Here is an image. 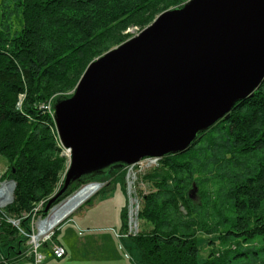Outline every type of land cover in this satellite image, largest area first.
<instances>
[{
    "label": "trees",
    "instance_id": "obj_1",
    "mask_svg": "<svg viewBox=\"0 0 264 264\" xmlns=\"http://www.w3.org/2000/svg\"><path fill=\"white\" fill-rule=\"evenodd\" d=\"M186 1L17 0L23 26L16 33L4 14L0 158L8 165L2 179L16 182L13 202L0 209V252L7 261L22 253L33 261L26 254L31 213L42 200L46 206L65 184L61 174L67 157L53 106L51 111L43 106L70 95L92 61L131 38L130 28L142 30L163 11ZM126 170L116 167L75 181L52 207L89 182L123 187ZM140 179L153 188L142 193L138 211V220L149 228L128 235V208L122 210L121 220L141 264H264V82L253 96L234 105L228 119L200 133L186 151L160 158ZM194 185L198 200L191 197ZM49 211H41L44 218ZM8 215L21 220L26 234L7 221ZM58 232L51 241L58 242ZM202 232L221 245L205 263L198 260ZM255 242L262 245L257 248Z\"/></svg>",
    "mask_w": 264,
    "mask_h": 264
},
{
    "label": "water",
    "instance_id": "obj_2",
    "mask_svg": "<svg viewBox=\"0 0 264 264\" xmlns=\"http://www.w3.org/2000/svg\"><path fill=\"white\" fill-rule=\"evenodd\" d=\"M263 82L264 0H187L163 11L54 102L71 157L45 211L75 181L186 151ZM4 183L13 185L9 205L16 182ZM92 183L101 185L84 186Z\"/></svg>",
    "mask_w": 264,
    "mask_h": 264
},
{
    "label": "rangeland",
    "instance_id": "obj_3",
    "mask_svg": "<svg viewBox=\"0 0 264 264\" xmlns=\"http://www.w3.org/2000/svg\"><path fill=\"white\" fill-rule=\"evenodd\" d=\"M5 13V21L12 28V33L18 32L22 28L23 23L21 7L17 3V0H0V25L4 21ZM140 31L141 30L138 28L132 27L127 32L130 33L132 37ZM66 157L67 164L65 170L61 174V181H64L70 163L69 156ZM145 159L146 160L143 163L127 167L124 179L125 185H123L125 190L120 184H118L116 188H110L109 186L105 187V182H101L103 184L98 190H96L88 199L60 221L55 227L49 230V234L52 236L55 230L57 228L59 229L57 240L68 250V257L63 264H96L95 260L97 264H141L140 252L135 245L133 246L128 235H134L141 230L149 228L145 222L138 220V211L142 204V193H149L153 191V188L146 182H142L140 177L150 171L154 166H158L159 163V161L157 163L154 159ZM7 169V161L0 158V188L3 187L5 181H8L2 179V175ZM84 185H82L77 191H79ZM198 191L199 189L196 187V190L192 193L195 200L199 199ZM72 195H74V193ZM67 199L57 204L54 209ZM9 201L10 200H8L6 204L1 205L0 209H4L8 206L7 204ZM42 202L44 203L41 204ZM45 202V200H42L34 207L33 210H39V213L34 218L31 214L30 226L34 232L33 234H37L38 232H40L39 235L41 234L42 227L39 231L37 222L41 219L49 218L53 213L54 209L49 211L47 217H43L41 211L46 208ZM124 208H128V235H126L122 229L121 213ZM7 218L16 219L10 215H8ZM8 220L9 219H7V221ZM47 233L48 232L45 234ZM40 239L43 241L45 236L41 235ZM210 240H216L215 244ZM231 241L237 245L235 240ZM48 242L51 243L52 241L49 239ZM86 244L87 248L90 250L84 249V245ZM27 245H30V241H28ZM94 245L95 247H92ZM242 245H244V243H242ZM249 245L251 246V244ZM261 245L262 244H259L258 242L253 244V246H256L257 248ZM198 246V260L200 263H205L209 260V254L214 248H221L220 242L216 237L211 239L203 232L198 234ZM241 248L246 249L244 246ZM40 252L46 257L51 255L49 247L42 246ZM22 255L23 253L19 254L20 257H23ZM90 258L94 259V261ZM3 262L5 263L9 261H7L3 256V253L0 252V263ZM235 262L239 261L235 260ZM41 264L50 263H48L47 260H44Z\"/></svg>",
    "mask_w": 264,
    "mask_h": 264
},
{
    "label": "bare ground",
    "instance_id": "obj_4",
    "mask_svg": "<svg viewBox=\"0 0 264 264\" xmlns=\"http://www.w3.org/2000/svg\"><path fill=\"white\" fill-rule=\"evenodd\" d=\"M67 152V151H66ZM69 154V152H67ZM70 155V154H69ZM103 183H101L102 185ZM99 184L92 183L90 185L82 187L79 191L70 196L66 201L61 203L58 207L53 210V213L49 218L41 222L40 228L42 231L40 235L49 232L55 227L60 221L72 213L77 207H79L86 199H88L96 190L100 188ZM0 191V206L6 204L10 200L13 185L3 184ZM4 191V192H3ZM10 202V201H9ZM40 231V230H39Z\"/></svg>",
    "mask_w": 264,
    "mask_h": 264
},
{
    "label": "built area",
    "instance_id": "obj_5",
    "mask_svg": "<svg viewBox=\"0 0 264 264\" xmlns=\"http://www.w3.org/2000/svg\"><path fill=\"white\" fill-rule=\"evenodd\" d=\"M43 107H45L46 109L51 111L52 110V99L48 102V104L44 105ZM63 150H64L63 155L69 156V158H70L71 157V151L67 148H64V147H63ZM66 151L69 152L70 155ZM147 159H154L155 161H157V163L159 161L158 158H154V157H147ZM145 160L146 159L144 158V160L142 159L137 164L143 163ZM43 203L44 202H42L41 204H43ZM38 213H39V210L36 209V210H33L31 214L34 218ZM7 219H9L8 222H10L14 227L19 229L22 233L26 234L24 232V230H22L20 227V219H10V218H7ZM44 220H46V219H41L40 221L37 222V224H38L37 226H38L39 230H40L41 222H43ZM33 233L34 232L32 231V232L26 234L27 236L30 237V239H29V241H30L29 250L27 251L26 254L32 257L33 262L35 264H41L42 261H44L46 259V256L40 252V248L42 246H44V243L48 242L49 239L51 240L52 236H51V234H49L50 232H48L47 234L42 235V236H45V239L43 241H41V239H40L41 235H39L40 232H38L37 234H33ZM49 249H50L51 255L56 259H62L66 255V248L59 243L52 241L50 243Z\"/></svg>",
    "mask_w": 264,
    "mask_h": 264
},
{
    "label": "crops",
    "instance_id": "obj_6",
    "mask_svg": "<svg viewBox=\"0 0 264 264\" xmlns=\"http://www.w3.org/2000/svg\"><path fill=\"white\" fill-rule=\"evenodd\" d=\"M92 240V239H90ZM56 243H59L61 245H63L60 241L56 242ZM64 246V245H63ZM65 247V246H64ZM92 247H95L92 246ZM66 248V247H65ZM84 249L86 250H90L89 248H87V244L84 245ZM68 257V250L66 249V255L64 258L62 259H56L54 258L52 255H50L49 257L47 256L45 260H47L48 263L50 264H63L66 262V258ZM28 257H21V258H18L16 260H13L12 262H3V263H0V264H31V263H34L33 261L27 259ZM92 261H94V259L90 258ZM95 263L97 264L96 260H95Z\"/></svg>",
    "mask_w": 264,
    "mask_h": 264
}]
</instances>
